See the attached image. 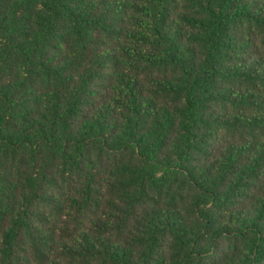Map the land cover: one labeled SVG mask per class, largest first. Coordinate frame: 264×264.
<instances>
[{
	"label": "trees",
	"instance_id": "1",
	"mask_svg": "<svg viewBox=\"0 0 264 264\" xmlns=\"http://www.w3.org/2000/svg\"><path fill=\"white\" fill-rule=\"evenodd\" d=\"M0 264H264V0H0Z\"/></svg>",
	"mask_w": 264,
	"mask_h": 264
}]
</instances>
